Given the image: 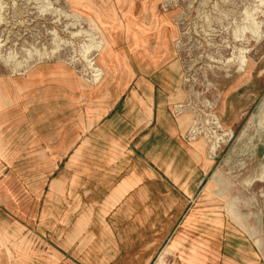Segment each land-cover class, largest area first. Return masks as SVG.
<instances>
[{
	"label": "rangeland",
	"instance_id": "1",
	"mask_svg": "<svg viewBox=\"0 0 264 264\" xmlns=\"http://www.w3.org/2000/svg\"><path fill=\"white\" fill-rule=\"evenodd\" d=\"M0 252L264 264V0H0Z\"/></svg>",
	"mask_w": 264,
	"mask_h": 264
},
{
	"label": "crops",
	"instance_id": "2",
	"mask_svg": "<svg viewBox=\"0 0 264 264\" xmlns=\"http://www.w3.org/2000/svg\"><path fill=\"white\" fill-rule=\"evenodd\" d=\"M165 120H167L166 116L161 119V123H163V121L166 122ZM168 125L169 126L164 128V130H162L160 132L157 131V132H159L157 134L158 135L160 133L161 134L163 133L164 135H168L169 134L172 137V129L170 128L169 122H168ZM155 132H153V134ZM163 144H164V146H163V150L162 151L159 150L161 146H158V150L157 151H156V149H154V151L151 152L152 156H153L152 162L154 161L153 163H154L155 167H157V170H158V172H155V176H153V180H152L153 181V186H154V183L156 185H159V183L164 182L165 184H169L170 183L173 186L174 190H178L179 189V190L184 191L182 189V187H181L182 179H180V178L181 177L185 178L186 174L182 175L181 169L187 168V166L189 164H191V161L190 160H186L187 158H185L183 156L184 152L180 150L181 148L179 146L172 145V143H168V144L163 143ZM177 164H178V166H177ZM183 164L185 165L184 168H183ZM176 169H179V170H176ZM143 174H141L142 175L141 176L142 178H140L141 180L144 178ZM146 176L148 177V175H146ZM122 183H123V181L120 182V184H122ZM126 183L128 185L138 184L136 180H133L130 183H128V182H126ZM188 215H189V211L187 213L183 214L182 218H184V217L186 218ZM8 253H10V252H8ZM8 253H7V255H9ZM1 256H2V254L0 252V264H5L3 262V260H1ZM7 257L9 259V256H7Z\"/></svg>",
	"mask_w": 264,
	"mask_h": 264
},
{
	"label": "bare ground",
	"instance_id": "3",
	"mask_svg": "<svg viewBox=\"0 0 264 264\" xmlns=\"http://www.w3.org/2000/svg\"><path fill=\"white\" fill-rule=\"evenodd\" d=\"M251 15H248L247 16V21H249V22H251ZM248 30H249V33L251 34V35H253L254 37H257L258 36V34H259V29H258V26H257V24L256 23H254V22H251L250 23V26H248ZM244 32V31H243ZM92 38V37H91ZM93 46H95V45H93ZM93 46H88L87 47V51H86V54H90V52L92 51V49H93ZM94 49L96 50V49H98V46H96V48L94 47ZM89 62V61H88ZM93 63V62H92ZM91 63V64H92ZM90 64V63H89ZM92 66V65H91ZM90 66V67H91ZM99 73V72H98ZM254 117V116H253ZM252 119H254V118H252ZM252 121H254V120H252ZM253 124L252 125H254V123L255 122H252ZM256 125V124H255ZM254 125V126H255ZM254 128V127H253ZM256 128V127H255ZM254 128V129H255ZM215 149V148H214ZM213 149V150H214Z\"/></svg>",
	"mask_w": 264,
	"mask_h": 264
}]
</instances>
